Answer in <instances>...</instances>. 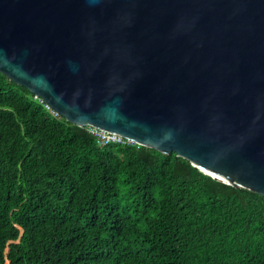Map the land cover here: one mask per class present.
<instances>
[{
  "label": "water",
  "instance_id": "obj_1",
  "mask_svg": "<svg viewBox=\"0 0 264 264\" xmlns=\"http://www.w3.org/2000/svg\"><path fill=\"white\" fill-rule=\"evenodd\" d=\"M0 72L264 195V0H0Z\"/></svg>",
  "mask_w": 264,
  "mask_h": 264
},
{
  "label": "trees",
  "instance_id": "obj_2",
  "mask_svg": "<svg viewBox=\"0 0 264 264\" xmlns=\"http://www.w3.org/2000/svg\"><path fill=\"white\" fill-rule=\"evenodd\" d=\"M45 105L0 72V264H264V195Z\"/></svg>",
  "mask_w": 264,
  "mask_h": 264
},
{
  "label": "built area",
  "instance_id": "obj_3",
  "mask_svg": "<svg viewBox=\"0 0 264 264\" xmlns=\"http://www.w3.org/2000/svg\"><path fill=\"white\" fill-rule=\"evenodd\" d=\"M37 98H39V97H37ZM39 99L42 102H44L41 98H39ZM46 106H48V105L46 104ZM52 112L55 113L53 110H52ZM87 129L96 138V140L100 146H105V145H108L110 143L123 144V145L137 144L138 146L142 145V144H139L134 139H132L130 137H125L124 135L119 134L118 132H115V131H109V130L103 129L101 127L92 126V125H88Z\"/></svg>",
  "mask_w": 264,
  "mask_h": 264
},
{
  "label": "bare ground",
  "instance_id": "obj_4",
  "mask_svg": "<svg viewBox=\"0 0 264 264\" xmlns=\"http://www.w3.org/2000/svg\"><path fill=\"white\" fill-rule=\"evenodd\" d=\"M46 106V105H45ZM48 109H51L49 106H46Z\"/></svg>",
  "mask_w": 264,
  "mask_h": 264
}]
</instances>
